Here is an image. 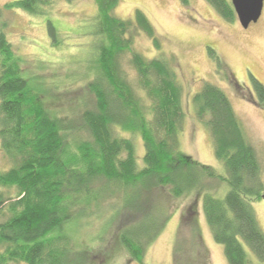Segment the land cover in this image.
Segmentation results:
<instances>
[{
  "label": "trees",
  "instance_id": "16d2710c",
  "mask_svg": "<svg viewBox=\"0 0 264 264\" xmlns=\"http://www.w3.org/2000/svg\"><path fill=\"white\" fill-rule=\"evenodd\" d=\"M93 1L83 75L91 97L79 126L49 109L43 78L25 73L24 60L7 36L3 11L21 10L44 17L51 45L58 47L60 35L48 11L51 1L0 4V146L11 161L9 168H0V264H84L86 253L74 249L71 224L105 203L115 208L122 198L125 206L139 209L141 198L161 187L173 197L200 196L205 220L228 264H261L264 231L251 201L263 198L262 167L229 97L209 81L192 96L196 117L223 162L220 173L179 150L184 111L174 68L132 49L133 24L160 48L147 16L137 9L134 21L124 19L113 13L120 0ZM206 1L225 20H235L230 0ZM208 51L220 68L214 50ZM127 54L136 81L124 67ZM249 76L257 102L264 105V84ZM245 98L255 101L251 93ZM134 135L143 142L142 166L137 164ZM213 180L227 185L223 197L210 191ZM165 220L167 215L150 233L132 232L129 222L124 224L119 240L130 258L146 264L145 246L162 231Z\"/></svg>",
  "mask_w": 264,
  "mask_h": 264
},
{
  "label": "rangeland",
  "instance_id": "374dc122",
  "mask_svg": "<svg viewBox=\"0 0 264 264\" xmlns=\"http://www.w3.org/2000/svg\"><path fill=\"white\" fill-rule=\"evenodd\" d=\"M6 1L9 0H0V4ZM50 1L49 16L61 40L58 47L51 45L44 17L31 16L21 10L3 11L8 21L7 36L24 60L25 73L43 78L49 109L79 126L82 108L91 97L83 75L90 42L86 33L96 7L93 0ZM137 9L152 24L160 48L133 24V51L148 59L166 60L174 68L181 86L184 119L178 133L179 150L224 173L223 162L214 155L210 132L196 117L192 103V96L202 84L212 82L224 90L241 120L261 163L264 185V105L257 102L249 76L254 75L264 84V6L257 22L247 28L241 26L237 17L234 21L225 20L206 0H188L187 4L180 0H120L113 13L134 21ZM209 47L221 61L220 68L209 55ZM129 55L124 56L123 62L134 81L135 71L128 64ZM250 93L255 101L245 98ZM124 135L130 137L128 133ZM133 140L137 164L142 166L143 142L135 135ZM10 166L11 161L0 146V168ZM209 184L210 191L218 197H223L228 189L225 183L218 181ZM154 192L141 198V209L125 206L122 198L115 208L105 203L71 224L74 249L86 253L84 264H138L120 243L121 228L129 222L127 228L132 232L144 229L150 233L166 215L162 231L145 246L146 264H228L223 246L212 237L200 196L192 193L173 197L164 187ZM251 204L264 231V198L253 200ZM193 221L196 231L191 230ZM249 255L254 259L252 253Z\"/></svg>",
  "mask_w": 264,
  "mask_h": 264
},
{
  "label": "water",
  "instance_id": "95a60500",
  "mask_svg": "<svg viewBox=\"0 0 264 264\" xmlns=\"http://www.w3.org/2000/svg\"><path fill=\"white\" fill-rule=\"evenodd\" d=\"M236 17L243 28L257 22L264 6V0H230ZM264 198V192L262 193Z\"/></svg>",
  "mask_w": 264,
  "mask_h": 264
}]
</instances>
